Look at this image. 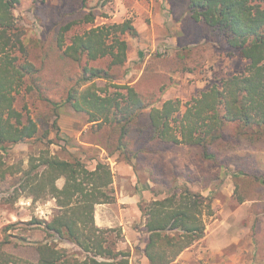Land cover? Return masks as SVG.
<instances>
[{
    "label": "trees",
    "instance_id": "16d2710c",
    "mask_svg": "<svg viewBox=\"0 0 264 264\" xmlns=\"http://www.w3.org/2000/svg\"><path fill=\"white\" fill-rule=\"evenodd\" d=\"M35 1L45 14L41 18L35 10L45 33L27 42L26 29L14 14L20 0H0V180L22 173L14 198L55 200L49 219L21 223H35L46 232V239L34 242L36 264H130L131 252L118 249L122 228L99 227L95 221L97 204L116 201L108 158L132 164L155 185L168 189L163 197L139 203L148 234L143 253L149 264H185L178 261L180 254L205 237L206 218L215 213L212 197L188 184L210 180L205 163L224 165L231 151L264 143V0H188L179 18L171 9L176 20L184 21L179 52L173 57L156 53L133 83L118 82L127 74V36L140 38L133 20L95 24L97 9L110 0L96 5L60 0L56 8L45 7L46 0ZM168 1L175 7V0ZM208 43L221 54L246 59V69L208 85L186 103L165 98L170 71L199 69ZM170 59V69L165 70L164 62ZM23 90L53 106L46 120L58 117L62 105L84 114L91 123V138L84 141L104 149L105 158L88 155L89 147L80 143V152L63 147L53 153L46 146L30 157L27 168L21 162L9 164V147L40 132L30 110L16 106ZM54 90L61 102L52 99ZM52 127L59 128L56 119ZM185 150L202 163L201 171L166 165V158ZM239 187L237 183V191ZM58 240L73 243L82 256L60 247ZM5 242L0 243V264H30L4 250Z\"/></svg>",
    "mask_w": 264,
    "mask_h": 264
},
{
    "label": "rangeland",
    "instance_id": "374dc122",
    "mask_svg": "<svg viewBox=\"0 0 264 264\" xmlns=\"http://www.w3.org/2000/svg\"><path fill=\"white\" fill-rule=\"evenodd\" d=\"M175 1V7L168 0L164 3L162 8L164 9V20L156 26L158 36L155 41L153 38L146 39L148 44L142 45L141 36L139 39L127 36L131 44L129 52L131 59L127 63L126 76L118 82L137 80L143 67L159 51L166 52L168 57L177 55L180 50L179 43L184 35V21L182 19V23L176 18H179L186 8L188 0ZM88 2L90 5H96L99 0ZM38 4L35 0H20L14 9L18 23L26 29L25 40L27 42L45 33L44 24L35 13V10H38L37 14H42V10L36 8ZM59 4L60 0H46L44 5L56 8ZM124 4L131 10L135 7L132 0H125ZM173 8L178 13L177 17L171 12ZM96 12L95 24L97 25L127 19V13L124 12L121 0H110ZM40 17L45 18V14ZM129 18L133 20L132 16ZM147 21L144 20L145 23L150 24L151 21ZM139 50L142 54L138 53ZM170 61L172 60L164 62H167L165 70L170 69L168 66ZM203 62V65L196 70L187 68L183 71L176 68L170 71L172 80L167 82L163 96L165 98L178 97L186 103L192 97L200 95L208 85L220 83L223 78L244 71L248 65V61L244 58L219 53L212 43H208L206 58ZM98 83L104 85L105 81L98 80ZM50 95L54 101L63 100L61 94L55 90L51 91ZM16 106L20 110L23 107L30 110L34 118L39 121L40 132L36 138L9 147L5 152V158L9 164L21 162L23 167L27 168L30 157L38 156L46 146H49L53 153L59 152L63 147L71 152H80L79 141L91 138L89 135L91 123L86 122L87 117L76 113L68 105H62L58 109V117L52 115L46 120L45 113L50 112L53 106L40 99L37 94L23 90L18 96ZM55 119L58 129L52 127ZM49 130L48 138H42V135ZM48 139H53L55 143L49 144ZM91 148L87 151L88 155L98 154L95 146ZM224 161V165L219 164L214 167L205 163V167L210 172L208 175L210 180H198L188 184L192 190L212 197L215 213L206 218L205 237L184 252L183 261L185 264H264V143L231 151ZM165 162L169 168L175 163L180 169L189 168L193 172H199L203 167L195 155L187 150L177 156L171 155L166 158ZM92 165H94L93 162ZM244 172H250L252 175H246ZM140 173L149 179L146 172L140 171ZM236 174L240 176L237 177ZM21 177L22 173H18L8 176L5 180H0V243L8 241L2 245L4 250L28 259L30 264H36L39 253L34 247V242L46 239V232L37 227L35 223L30 225L21 223H27L34 218L49 219L56 208L54 199L34 201L31 197L25 196L14 198V188L19 184ZM59 182L62 184L61 181ZM237 183H240L238 191ZM167 190L162 185L154 184L151 193L155 198L163 197ZM241 197H244L245 201H241ZM142 200L150 201L147 198ZM123 239L118 242V249L129 250L120 246ZM58 244L60 247H67L71 253L82 256L79 248L73 243L58 240Z\"/></svg>",
    "mask_w": 264,
    "mask_h": 264
},
{
    "label": "crops",
    "instance_id": "0c3cea01",
    "mask_svg": "<svg viewBox=\"0 0 264 264\" xmlns=\"http://www.w3.org/2000/svg\"><path fill=\"white\" fill-rule=\"evenodd\" d=\"M134 1L133 9L126 8L125 0H121L124 12L127 18L133 17L134 24L142 38V45L148 42L146 39L153 38L155 41L158 36L156 33L157 24H161L164 20V12L162 9L166 0H132ZM150 20V24L144 22ZM142 48V47H141ZM135 51V50H133ZM138 53L142 54L139 50ZM139 54V55H140ZM130 55V53H129ZM140 57V56H139ZM131 57H129V60ZM136 80L132 81L135 82ZM81 144L90 145L84 140L79 141ZM99 157L102 159L106 156V151L99 146H95ZM75 152V151H72ZM114 172L113 186L116 193V201L112 203L97 204L95 208V221L99 227H116L122 228L124 239L120 246L129 249L130 264H149L148 257L143 253L148 239V234L144 230L145 218L142 217L139 209V203L142 199L155 198L151 193L154 183L146 178L140 171H136L132 164L126 161H118L115 158H108ZM120 179V181H119ZM59 181L64 182V179ZM60 184V182L58 183ZM60 184V185H62ZM54 206L56 203L54 200ZM143 218V219H142ZM190 248L186 249L189 250ZM178 261L184 263L182 255Z\"/></svg>",
    "mask_w": 264,
    "mask_h": 264
}]
</instances>
